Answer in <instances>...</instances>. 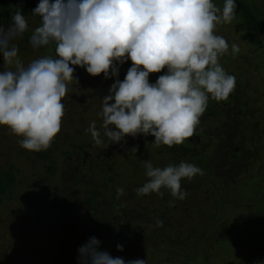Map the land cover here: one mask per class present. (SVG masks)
Returning a JSON list of instances; mask_svg holds the SVG:
<instances>
[{
  "label": "clouds",
  "instance_id": "9594fccd",
  "mask_svg": "<svg viewBox=\"0 0 264 264\" xmlns=\"http://www.w3.org/2000/svg\"><path fill=\"white\" fill-rule=\"evenodd\" d=\"M235 7V0H222V7L213 0H38L31 13L40 23L31 30L29 44L54 46V56H39L26 66L11 43L27 28L16 8L7 28L0 27V68L12 66L0 70V126L22 137L21 148L46 149L60 128L62 98L75 80L73 66H82L90 76L113 78L100 99V127L93 120L86 129L95 144L139 133L151 135L156 146L180 145L192 136L208 99L223 100L234 88L235 77L218 63L229 44L214 28L233 20ZM230 47L233 55L239 50L235 43ZM125 60L130 65L123 79H116ZM162 68L150 82L149 73ZM142 164L148 179L134 189L137 195L165 188L183 199L181 178L202 174L185 160L163 167L149 160ZM123 191L116 187L117 197ZM155 224L162 221L157 218ZM100 243L90 236L80 244L77 264H146L112 256ZM115 247L122 249L119 243Z\"/></svg>",
  "mask_w": 264,
  "mask_h": 264
},
{
  "label": "trees",
  "instance_id": "16d2710c",
  "mask_svg": "<svg viewBox=\"0 0 264 264\" xmlns=\"http://www.w3.org/2000/svg\"><path fill=\"white\" fill-rule=\"evenodd\" d=\"M9 2H13V0H0V8H2L0 17L2 22H11V16L8 15L6 9H3L5 4ZM14 2L21 4L23 6L21 11L28 13L31 12V9L38 1L15 0ZM235 4V11L239 19V22L236 24L240 30V35H243V38L245 37L246 42L248 41V48H252L253 46L256 51L263 49L264 11L258 9L256 3L250 5L245 0H235ZM35 21L40 22L38 15ZM28 37L29 34L24 37L23 42L30 45ZM154 75L155 73H149L148 78H152ZM98 76L101 79L103 75L97 74L96 77ZM91 83L93 84L92 88L78 90V97L74 101L64 98V110L60 120V128L46 149L30 151L20 148L19 157L21 160L25 162L29 161L28 163L31 164V167L36 170L34 174L31 172V175L33 174L32 182L34 186L41 187V190H39L41 196L36 197L33 201L27 198L24 203L26 205L33 204L36 207L35 217L30 213L28 217L30 216L36 222L38 219L42 221L40 228L45 229L43 239L46 241L45 244L48 245V249L44 251L43 248L39 247L36 253L41 254L43 257H36L41 260L46 259L47 264H77L76 248L90 236H95L101 242L100 248L107 250L112 256H120L125 260L135 258L145 259L146 264H150V259H147L148 252H153V257H157L158 249L155 247L156 244L164 243L168 244L171 248L178 249H183V246L187 245L186 240L179 234L180 228L178 227L179 220L177 218L181 215L187 216L189 214L183 208H186L190 198H195L203 188L199 186L196 189L192 184L193 179H201L202 181L208 178V185H215L216 188L219 185L221 190L224 191L223 188H227L225 185H231L236 177L242 175L240 174V170L235 169L241 163L248 162V165H246L248 167L247 173H250L251 170L253 172H260L264 169V163H262L264 162V158H259L264 154L262 151L264 146L259 143L261 134L257 131L258 124L256 122L251 123L248 119L244 122L240 118L241 120H238L235 125L234 119H231L233 117L232 114L235 115L233 117L235 120H237V116H247L244 113L246 105L242 106V101L234 85L233 90L229 93V98H234L235 103L230 108L225 105V112L228 111L225 116L228 120L224 118V115H220L221 110H224L222 104L225 103L227 97L223 100L209 98L203 114L207 112L212 113V117L209 118L214 126L220 127L224 123L228 128L226 132H223L224 138L221 147L232 151L236 162L238 160L241 161L240 164L238 162L235 163L236 167L233 169L236 171L235 174L229 172L228 165H224L221 167L222 173L219 176L210 175L211 172L209 171L212 170H209V168V171L204 170L202 174H194L191 180L181 178V188L185 191L183 199H177L172 196L165 188H161L159 193L150 192L148 194L137 195L134 189L142 186L148 179L144 175L142 160L151 161L154 167H163L169 163L176 164V160H182L180 158L182 156H187V162L190 160L189 156L192 155L193 161H196L198 156H195L191 149L187 151L188 154L183 153L185 146L188 145L186 140L180 145L170 146L172 147L171 149H169V146L163 144L159 148V151H157L158 147L150 149L153 137L151 135H144L145 141L141 144V142H136L141 135L139 133L135 136H124L127 143L110 142L108 144H95L86 129L93 120L96 121L94 127L99 128L101 117L96 114V118L86 121L87 123H80L83 122L80 119L84 118L85 115H89V112H92L90 111V107L93 108V111L97 110V113L100 111V99L104 96L109 85L102 84V82L101 85L93 81ZM242 84L241 82L240 86ZM240 93L245 96L244 100L248 101V94H244V92ZM82 103L85 105L80 108ZM76 122L79 124H76ZM197 128L193 131V136L197 135L201 138L205 137L204 139H211L208 135H204L203 137V134ZM239 132H241L242 141L239 142L233 139V143H230L229 135L235 137L239 135ZM145 136H147V139ZM133 147L137 150L136 155L142 158L141 161L135 160L134 156H129L124 152L126 148L132 149ZM253 147H256L257 150L253 151ZM158 157H163L160 159V162L157 159ZM156 159L157 162H155ZM225 161L228 162L226 159ZM193 164L196 165L195 163ZM62 171L64 178L62 187L55 185L54 188L57 190V194H54L56 195L55 197H51L50 193H46L48 187L43 185L47 182L48 178L51 179L55 174ZM19 172L16 165L10 163L7 171L0 174V205L7 199L13 200L15 197L14 192L17 188L26 183L25 177H17V173ZM246 183L249 184V181ZM242 185L243 183L238 186L234 185L233 187L237 186L235 187L237 191ZM249 186L253 188L255 186L253 193L258 197L253 199V201L264 205V176H259L258 178L254 176ZM116 187H122L124 190L123 194L118 197L115 192ZM198 189L199 191H196ZM211 194L213 196L219 193L216 191L215 194L213 192ZM211 194L208 193L206 195H210L208 196L210 198ZM153 195H160L161 204L157 200L151 199ZM162 200L165 202L162 203ZM213 203L216 209L220 204H229V200L226 197H222L214 199ZM243 207L251 219H259L252 215L255 209L251 210V207L246 205H243ZM180 210L182 211L181 213ZM207 211L203 212L204 217H210L209 211ZM263 212L264 209L260 214ZM194 217L198 219L197 216ZM19 218L21 222H24L25 228L31 224V221L26 219L24 215H21ZM157 218L162 221L159 227L155 224V219ZM171 218L176 219L173 221V224L168 221ZM190 221L192 222L191 224L194 223L192 220ZM149 222L152 227L149 233L151 236L149 234L146 236V231L142 229V226L144 224L149 226ZM199 223L205 224V220H200ZM172 226H174V234L168 235V228ZM190 228L191 226L189 227L190 232L197 231V228L194 226ZM190 234L193 235L192 232ZM208 234V229L206 226H203L196 233V236H193L194 238H203ZM262 237H264V234L259 239ZM145 240L151 241L153 247L149 243L144 247L142 244ZM217 242L219 243L220 240L218 239ZM117 243L122 245L120 251H117L115 247ZM191 253L193 255L192 258L190 255H184V258H182L181 253L169 251L167 262L170 264H204L203 259L205 258L206 260L205 253L202 254V251L197 249H192ZM239 255L236 258L240 260L242 255ZM223 256L224 254L221 255V258H224Z\"/></svg>",
  "mask_w": 264,
  "mask_h": 264
},
{
  "label": "rangeland",
  "instance_id": "374dc122",
  "mask_svg": "<svg viewBox=\"0 0 264 264\" xmlns=\"http://www.w3.org/2000/svg\"><path fill=\"white\" fill-rule=\"evenodd\" d=\"M14 1L15 0H13V2L6 3V7H3V9L7 10L9 16H11V14L16 11V8H19L21 10L23 7L21 4H17ZM245 1L250 5L256 3L258 9L264 11V0ZM213 2L217 7H222V0H213ZM1 9L2 8H0V12ZM235 10L236 9H234V11ZM21 14L25 15L27 28L20 37L15 38L11 42L14 43L18 49V56L20 58L21 63L26 66L30 60L35 59L39 56H54V51L52 50L54 46L46 45L33 49L30 45H27L25 42H23L24 37L30 34L31 30L34 27L38 26L40 22L35 21L37 15L35 16L31 12L26 13L21 11ZM237 22H239V19L237 18L236 14L231 22H221L217 24L214 28L215 34L221 35L229 44V49L225 53L218 56V63L223 67V69L227 73L232 74L235 77V90L239 95L240 100L242 101V106L246 105L244 108V113L247 116H237V120H235V118H233L235 115L232 114L233 117L231 119H234L235 125L236 122L238 120L240 121L241 119V121L244 122H246V119H248L251 123L256 122L258 124L257 131L261 134L259 138V143L264 146V48L259 51H256L255 47L253 46L252 48H248L249 43L248 41L246 42L245 37L243 38V35H240V30L236 24ZM10 23L11 22L6 21L2 22L0 17V27L7 28L8 24ZM233 43L237 44L239 49L235 55L231 53L230 46ZM2 64L3 62L2 60H0V66H2ZM11 67L12 66L10 65L3 66V68ZM3 68H0V70H3ZM73 68V77L80 78V74L78 73V71L79 69L84 70L83 67L73 66ZM74 74H77V76H75ZM241 82L243 83L242 86H240ZM240 92L248 94V101L244 100L245 96H243ZM229 97L230 95L228 94L227 99L225 100V104L230 108L235 102L234 98L232 99ZM64 98L65 96L62 98V102L65 101ZM83 105L85 104L82 103L80 108ZM90 111L92 112H89V115H85L84 118L80 119L83 121L80 123H85L90 119L92 120L96 118L97 110L93 111V108L90 107ZM227 113L228 111L224 113V118L226 120H228L225 116ZM76 124L79 123L76 122ZM200 124H202V134L210 136L213 142L215 143L222 142L221 138L224 137L222 135L223 132L219 133V129L216 130V126L209 122L208 117H202L201 119H199V123L194 127V130ZM0 133V174L7 171L10 163H14L20 171L19 173H17V177L26 178V183L24 185L19 186L14 192V199H7L3 201L2 205H0V264H47L46 259L41 260L36 257H43L41 256V254L39 255L38 253H36L37 249L39 250V247L43 248L44 251L48 249V245L45 244L46 241H44L43 239L45 229L40 228L42 221L41 219H38L36 222L35 220L33 221L30 216L28 217V215L30 214L35 217L36 207L33 204L26 205L24 203L27 198L28 200L31 199V201H33V199H35L36 197L41 196V192H39V190H41V187H38L36 185L35 187L34 183L32 182L33 174L36 170L31 167V164L28 163L29 161L25 162L19 157L21 147L18 144V140L22 137L11 133L4 126H0ZM240 135L241 132H239V135H236L235 137H233V135H229V142L233 143V139L241 142L242 136ZM146 137L147 136H145V138ZM191 138V142L195 145L196 139L194 137ZM137 141L141 142L142 144L145 141L144 135H140L136 142ZM205 142L208 141L205 139ZM118 143L122 144L127 142L123 137V139L121 141H118ZM220 144L216 143L214 146ZM161 145L155 146L154 144H152L150 145V149H155L158 147V150H156L159 151ZM171 148L172 147H170L169 149ZM212 149L215 148L213 147ZM256 150V147H253V151ZM262 151L264 153V147L262 148ZM124 152L129 156H134V159L137 161L142 160V158L136 155L137 150L133 152L131 148H126ZM162 158L158 157L157 159L160 162V159ZM180 158H182V160L188 161L187 156H182ZM259 158H264V154ZM157 159L155 160V162H157ZM178 162L179 159L176 160V163ZM189 162L195 163L193 159L192 161L189 160ZM230 163L232 162L230 161ZM246 165H248V162H245L244 164L240 165V168H238V170L240 169V174L242 175L236 177L231 185H225V187L227 188H223L224 191L221 190L219 185L218 188H216L215 185H208V178L207 180L202 181L201 179L192 180V184L196 187V189L199 186H202L203 188L200 190V194L198 193L195 198H190L189 202H187L186 208H183V210L186 209L189 214H187V216L181 215L177 218L179 220V234H181V236L186 240L187 245L183 246V249H178L171 248L168 244L164 243L156 244L155 247H157L158 249V256L153 257V252H148L147 259H150V264H170L169 262H167V255L169 251L181 253L182 258H184V255H190V257L192 258V249L202 251V254L205 253L204 256L206 257V260L205 258L203 259L204 264H207V262L208 264H264V237L259 239L260 236L264 234V212L260 214V212L264 209V205L261 203L258 204L257 202L253 201V199H256L258 197L253 193V191H255V186L254 188L249 186L252 183V178H254V176H257V178L259 176H264V169L260 172H253L251 170L250 173H247L248 167H246ZM64 167L66 166L64 165ZM233 169L234 168H230L229 172H233L235 174L236 171H234ZM31 172H33L32 175ZM62 175L63 171L61 173L58 172L53 177H51V179L48 178L46 180L47 182H45V184L43 185L48 187L46 193H50L51 197H55L56 195L54 194H57V190L54 188L55 185H60L62 187V182L64 179ZM210 175L219 176L217 171H213ZM247 181H249V184L246 183ZM242 183V187H240L239 190L236 191L235 187ZM234 185L237 186L233 187ZM181 186L182 185L180 184V187ZM196 191H199V189ZM216 191H218L219 194L212 196L211 192L215 194ZM208 193L211 194L210 198L208 197L210 195H206ZM222 197L228 198L229 204H218L219 206L215 209V204L213 203V200ZM151 199H155L159 203L161 202L160 195H153ZM163 202L165 201L162 200V203ZM243 205L250 206L251 210L255 209L252 215L259 219H251L247 211L244 210L245 208L243 207ZM205 210L209 211L207 212L210 217H204L203 212ZM181 212L182 211L180 210V213ZM21 215H24L26 219L31 221V224H29V226H27L26 228L23 225L24 222H21L19 218ZM194 216H197L198 219ZM199 219L202 221L205 220V224L199 223ZM148 220L150 219L148 218ZM175 220L176 219L174 218L168 219V221H170L172 224ZM190 220H192L194 223L191 224L192 222ZM190 226L191 228L192 226L197 228V231H191L194 236H196V233L201 230L203 226H206L209 234L203 238H194V236L190 234ZM173 227L174 226L169 227L168 231L166 230L168 235L174 234ZM151 228L152 227L150 225V222L149 226L147 224H144L142 226V229L146 231V236L152 230ZM149 235L151 236V234ZM28 236L31 238H29ZM218 239L220 240L219 243L217 242ZM148 241L149 240H145L142 245H144L145 247L149 243L153 247L151 241ZM223 254L224 258H221V255ZM238 254L242 255V258L240 257V260L236 258Z\"/></svg>",
  "mask_w": 264,
  "mask_h": 264
},
{
  "label": "flooded vegetation",
  "instance_id": "af4514ba",
  "mask_svg": "<svg viewBox=\"0 0 264 264\" xmlns=\"http://www.w3.org/2000/svg\"><path fill=\"white\" fill-rule=\"evenodd\" d=\"M129 65H130V61H127V60H125L123 64L119 65L118 76L116 77V79H123V76H124L126 69ZM164 70L165 69L162 68L160 70V72L155 73L154 77L148 78L149 81L154 82L156 76L160 75ZM78 73L80 74V78L74 77L75 80L68 82V85H67L68 90H67V93L65 95L66 96L65 98H68L71 101H74L78 97V90L92 88L93 87V84L91 83L92 81L99 84V85H101V82H102V84L110 85L112 83V79H113L111 76L108 79H103L102 76H101V79H100V76H98V77L90 76L89 74H86L84 72V70H79ZM77 74H74V75L77 76ZM101 75H103V74L101 73ZM76 83H79V84H76ZM105 94H107V90L105 91L104 95ZM225 105H226L225 103L222 104L223 109H224V110H221L222 112L220 113V115H222V116L224 115V113L226 111ZM205 114H203V112H202V115H200L199 119H201L202 117L204 118V116L208 117V118L212 117L211 116L212 113L207 112ZM209 122H210V118H209ZM201 126H202V124H200L198 126L199 128H197L198 131H200V133H202L201 132ZM221 126L220 127L216 126V130L219 129V133L220 132H226L228 130V128L225 126L224 123H222ZM204 135L205 134H203V137H204ZM222 135H223V133H222ZM191 137H194L196 139L195 145H194V143L191 142L192 141ZM191 137L185 139L187 141L188 145L185 146L183 153L188 154L187 151H190V149H191L192 153L195 154V156H198L197 160L196 161L194 160V161L196 163V166H198L202 170V172L204 170H208L210 168L209 170H212V171L208 170L209 172L212 173L213 171H217L218 174H220V172L222 173V168H221L222 166L228 165V168L230 169V168L236 167L235 163H237V162L239 164L241 163L240 160H238L236 162V158H235V156L232 155V151L225 150L224 148L221 147L220 143L223 142L224 137L221 138L222 142H216L217 144H220V145H216V146H214L216 143L213 142L212 139L211 140L206 139L208 142H205V139H204L205 137L201 138L200 136H197V135L196 136L192 135ZM201 147H203V148H201ZM213 147L215 149H212ZM189 158L192 161V159H193L192 155L189 156ZM225 159L228 160V162H226ZM230 161L232 163H230ZM240 165L238 167H236L235 169L240 168Z\"/></svg>",
  "mask_w": 264,
  "mask_h": 264
}]
</instances>
